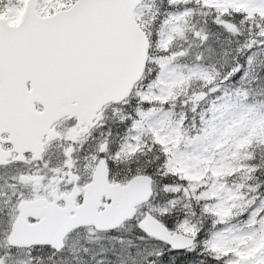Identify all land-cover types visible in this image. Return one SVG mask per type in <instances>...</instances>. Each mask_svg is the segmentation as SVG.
<instances>
[{
    "label": "snow or ice",
    "instance_id": "6c2138e0",
    "mask_svg": "<svg viewBox=\"0 0 264 264\" xmlns=\"http://www.w3.org/2000/svg\"><path fill=\"white\" fill-rule=\"evenodd\" d=\"M0 264H264V0H0Z\"/></svg>",
    "mask_w": 264,
    "mask_h": 264
}]
</instances>
